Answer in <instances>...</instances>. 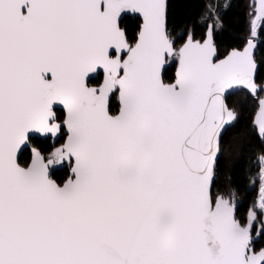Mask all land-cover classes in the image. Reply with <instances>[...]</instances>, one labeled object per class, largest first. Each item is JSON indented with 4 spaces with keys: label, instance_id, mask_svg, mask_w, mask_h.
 <instances>
[{
    "label": "snow or ice",
    "instance_id": "snow-or-ice-1",
    "mask_svg": "<svg viewBox=\"0 0 264 264\" xmlns=\"http://www.w3.org/2000/svg\"><path fill=\"white\" fill-rule=\"evenodd\" d=\"M248 7L221 52L212 4L197 34L168 0H0V264H264V152L246 213L215 183L234 91L264 143Z\"/></svg>",
    "mask_w": 264,
    "mask_h": 264
},
{
    "label": "trees",
    "instance_id": "trees-1",
    "mask_svg": "<svg viewBox=\"0 0 264 264\" xmlns=\"http://www.w3.org/2000/svg\"><path fill=\"white\" fill-rule=\"evenodd\" d=\"M169 3V28L179 30L185 24L194 27L197 34L203 31L205 25L200 23V18L206 6L212 4L221 12L223 28L216 33V42L221 52L232 47H241L249 35L247 13L251 0H168ZM225 3H229L227 9ZM129 28L130 35L135 28L137 20L132 15H127L123 21ZM255 53L259 71L256 82L264 85V35L261 36ZM174 73H170L172 75ZM259 95H263L260 92ZM227 104L240 114V119L234 128L224 134L222 141L223 153L220 157L219 175L216 186L220 191L228 193L235 191L239 202L238 211L246 213L258 190V179L253 187H248L250 175L258 172L256 157L264 152V143H261L252 127V117L256 102L246 90L234 91L227 98ZM65 173L60 171L57 178L62 179ZM259 243H264L261 241Z\"/></svg>",
    "mask_w": 264,
    "mask_h": 264
},
{
    "label": "water",
    "instance_id": "water-1",
    "mask_svg": "<svg viewBox=\"0 0 264 264\" xmlns=\"http://www.w3.org/2000/svg\"><path fill=\"white\" fill-rule=\"evenodd\" d=\"M128 15H131V14H128ZM257 51V50H256ZM256 53V52H255ZM261 88H264V85L263 86H260ZM262 96H264V92H263V95Z\"/></svg>",
    "mask_w": 264,
    "mask_h": 264
},
{
    "label": "rangeland",
    "instance_id": "rangeland-1",
    "mask_svg": "<svg viewBox=\"0 0 264 264\" xmlns=\"http://www.w3.org/2000/svg\"><path fill=\"white\" fill-rule=\"evenodd\" d=\"M258 185H259V181H258Z\"/></svg>",
    "mask_w": 264,
    "mask_h": 264
}]
</instances>
